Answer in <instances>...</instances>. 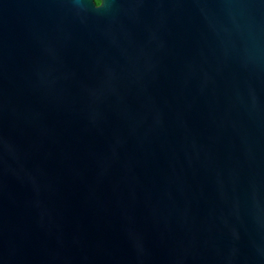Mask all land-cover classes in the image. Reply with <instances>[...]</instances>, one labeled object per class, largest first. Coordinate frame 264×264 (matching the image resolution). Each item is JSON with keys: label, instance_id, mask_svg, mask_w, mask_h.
Masks as SVG:
<instances>
[{"label": "water", "instance_id": "95a60500", "mask_svg": "<svg viewBox=\"0 0 264 264\" xmlns=\"http://www.w3.org/2000/svg\"><path fill=\"white\" fill-rule=\"evenodd\" d=\"M0 0V264H264V0Z\"/></svg>", "mask_w": 264, "mask_h": 264}, {"label": "trees", "instance_id": "16d2710c", "mask_svg": "<svg viewBox=\"0 0 264 264\" xmlns=\"http://www.w3.org/2000/svg\"><path fill=\"white\" fill-rule=\"evenodd\" d=\"M95 2H96L97 4H99L100 1H99V0H95Z\"/></svg>", "mask_w": 264, "mask_h": 264}]
</instances>
